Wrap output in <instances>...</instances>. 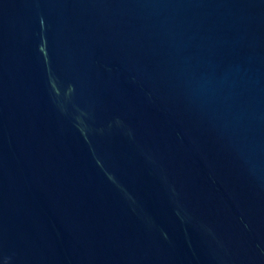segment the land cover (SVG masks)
Listing matches in <instances>:
<instances>
[{
	"label": "water",
	"instance_id": "water-1",
	"mask_svg": "<svg viewBox=\"0 0 264 264\" xmlns=\"http://www.w3.org/2000/svg\"><path fill=\"white\" fill-rule=\"evenodd\" d=\"M0 264H264V0H0Z\"/></svg>",
	"mask_w": 264,
	"mask_h": 264
}]
</instances>
